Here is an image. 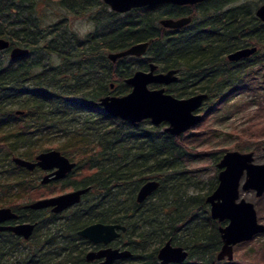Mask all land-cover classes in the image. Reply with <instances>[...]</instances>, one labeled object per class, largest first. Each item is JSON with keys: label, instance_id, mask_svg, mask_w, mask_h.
Segmentation results:
<instances>
[{"label": "trees", "instance_id": "trees-1", "mask_svg": "<svg viewBox=\"0 0 264 264\" xmlns=\"http://www.w3.org/2000/svg\"><path fill=\"white\" fill-rule=\"evenodd\" d=\"M235 1L156 5L119 15L100 0H0V39L28 50L16 60L0 51V208L11 209L21 223H36L24 244L3 237L0 264H97L85 261L89 244L77 236L93 223L126 227L115 245L132 255L113 264H160L157 252L167 241L186 250L190 260L217 264L221 240L205 199L216 178L205 196H188L185 188L192 180L182 166L212 153L193 150L196 134L171 136L164 125L123 122L104 113L98 102L128 94L124 81L152 63L162 72L178 71V82L166 91L172 96L207 94L206 115L239 93H254L264 103V87L252 84V69L264 68V23L255 17L264 0L254 7H230ZM185 15L192 22L178 32L158 24ZM78 19L91 24L84 36L72 28ZM141 42H149L141 61L126 57L112 63L107 57ZM245 47L257 48L250 61H227V54ZM53 135L64 144L52 148L76 168L66 180L42 185L40 170L29 172L13 159L33 161L49 149L38 143ZM213 156L216 162L218 155ZM149 180L160 186L137 203L136 193ZM58 185L57 194L67 188L90 191L62 215L25 207L36 196L33 191Z\"/></svg>", "mask_w": 264, "mask_h": 264}, {"label": "water", "instance_id": "water-1", "mask_svg": "<svg viewBox=\"0 0 264 264\" xmlns=\"http://www.w3.org/2000/svg\"><path fill=\"white\" fill-rule=\"evenodd\" d=\"M207 0H102L110 11L116 14H126L134 9H140L156 5L172 6H195ZM255 17L264 23V3L255 12ZM192 22L191 16L178 19L166 18L159 21L164 29H181ZM149 42L134 44L127 49L108 54V59L114 63L126 57H144ZM0 51H8L11 60L19 59L28 54V50L21 47H10L7 40L0 39ZM257 52L256 47H248L236 50L227 56L229 62H238L251 57ZM155 64H149L147 71H136L124 83L131 90L123 96H105L98 102L103 112L114 119L130 124H138L149 121L152 126L164 125V131L171 136H180L202 121L199 113L202 105L208 99L207 94H197L189 98H176L166 93L165 87L175 84L178 80L177 71L157 72ZM150 85L159 88L150 89ZM113 88V85H111ZM264 151V149H263ZM13 163L28 171L39 168L53 173L43 177L41 184L50 180L63 179L75 168V163L56 150L40 153L33 162L22 158H14ZM218 171V185L211 195L206 198L209 204V215L211 220L218 223L228 222L226 226H219L218 233L221 247L216 254V261L222 262L232 260V248L236 244L248 242L255 236L264 233V225L258 223L253 204L245 200H239V191H254L257 197L264 194V164L254 162L252 152L240 153L230 151L222 155L216 165ZM160 186L159 181L149 180L139 189L136 201L144 202ZM89 191V188L75 190L35 201L26 205L27 209L39 211L51 209V213L59 214L68 210L81 201V198ZM16 214L9 208H0V223L6 220L16 219ZM36 224L22 223L16 226L0 227V230H9L17 236L29 240ZM126 228L121 225L96 223L89 225L78 232V236L95 244L109 246ZM128 250L105 248L98 252H90L86 255L87 261L104 259L102 264H111L114 261L124 260L131 257ZM188 258V252L182 247H176L167 241L157 252V260L160 264H183Z\"/></svg>", "mask_w": 264, "mask_h": 264}, {"label": "rangeland", "instance_id": "rangeland-1", "mask_svg": "<svg viewBox=\"0 0 264 264\" xmlns=\"http://www.w3.org/2000/svg\"><path fill=\"white\" fill-rule=\"evenodd\" d=\"M245 4H248L250 7H254L259 4V0H238L233 2L230 7ZM72 25L74 31L80 36H84L92 29L91 24L87 19L75 20ZM6 57H9V52H7ZM138 59L141 61L145 59V56ZM252 71L254 74L252 83L253 86L264 87V68L254 67ZM149 88L154 89L157 87L149 86ZM168 88L165 87L166 91ZM256 101L263 106L260 107ZM200 114L203 118V122L201 121L195 127L188 130L184 133V136L187 137L191 134L198 135V138H194L190 141L193 150L202 154L212 153V155L203 156L193 159L191 162L186 161L185 163H182L183 168L190 172L189 175L192 182H190V185L187 187V184L181 187L182 189L186 187L185 189L187 195L193 197L202 195L205 196V193L209 192V190L214 187L215 178L217 181V174L219 171L216 165L220 161L222 155L226 152H252L255 164H264V131L261 130V126L264 124V103L256 94L250 92L239 93L224 105L218 106L217 109L210 115H206L205 109H202ZM63 144L64 139L62 137L59 135H53L46 139H42L38 143V146H41V148H49L48 151H50L55 150L52 146L55 147ZM214 154L218 155V160L216 162L213 161ZM41 178H43V175H40L39 181H41ZM59 187V185L56 187L50 186L46 189L44 188L33 191L31 196H36L32 199L28 198L29 200L27 203H33L41 199L58 196L72 191L71 188H67L60 190L58 192L59 194H57L55 192L59 190ZM215 188H213L211 193L215 190ZM240 198L254 205L257 220L260 224L264 225V195L260 198H256L254 192L240 190ZM206 209L209 211L208 204ZM45 232L46 230H41L40 235H44ZM183 264L200 263L192 259H187ZM217 264H264V234H259L247 243L238 246L235 249L232 263L222 261L217 262Z\"/></svg>", "mask_w": 264, "mask_h": 264}, {"label": "flooded vegetation", "instance_id": "flooded-vegetation-1", "mask_svg": "<svg viewBox=\"0 0 264 264\" xmlns=\"http://www.w3.org/2000/svg\"><path fill=\"white\" fill-rule=\"evenodd\" d=\"M199 5V4H198ZM172 6V5H171ZM195 6H197V5H195ZM195 6H181L180 8H184V7H195ZM176 7H178V6H176ZM187 16H190V15H185V16H182V17H187ZM182 17H179V18H182ZM192 18V17H191ZM172 19H178V18H172ZM191 24V23H190ZM189 24V25H190ZM188 25V26H189ZM188 26H185V27H183V28H181V29H164V28H162V29H164L165 31H168L169 33H175V32H178L179 30H182V29H184V28H186V27H188ZM245 48H248V47H245ZM229 54H227L226 55V59H227V56H228ZM253 57V55L251 56V57H249V58H246V59H242V60H240V61H238V62H229L228 60V62L230 63V64H239L240 62H244V61H250L251 60V58ZM159 70V69H158ZM177 71V70H176ZM157 72H159V71H157ZM167 72V71H166ZM179 75V73H178V71H177V76ZM178 79H179V76H178ZM177 82H178V80H177ZM176 82V83H177ZM175 83V84H176ZM171 85H174V84H171ZM171 85H169V86H171ZM128 86V85H127ZM150 86H155V85H150ZM157 88H159V86H156ZM167 88H168V86H166ZM152 88V87H151ZM155 89V88H154ZM165 91H166V89H165ZM167 93V92H166ZM202 107H203V105H202ZM202 107H201V109H200V111L202 110ZM70 161V160H69ZM70 162H72V161H70ZM75 163V162H74ZM75 165H76V163H75ZM75 168H76V166H75ZM74 168V169H75ZM35 169H38V170H40L41 171V175H43V177L45 176V175H47V174H51V173H53L54 172V170H51V171H48V172H45V171H42L41 169H39V168H35ZM34 169V170H35ZM74 169L70 172V173H68L63 179H60V180H57V181H52V180H50L48 183H46V185L47 184H49V183H51V182H55V183H58V182H61V181H64V180H66L70 175H71V173L74 171ZM42 179L43 178H41V181H42ZM41 181H39L40 182V184H41ZM42 185H45V184H42ZM217 185H218V180H217ZM217 187V186H216ZM87 188H89V187H87ZM72 189V191H70V192H73V191H75V190H79V189H85V188H77V189H75V188H71ZM140 189V188H139ZM216 189V188H215ZM241 190V189H240ZM89 191H90V188H89ZM89 191L87 192V193H89ZM139 191V190H138ZM242 191V190H241ZM248 192H254V191H248ZM69 193V192H68ZM86 193V194H87ZM138 193V192H137ZM137 193H136V195H135V199H136V196H137ZM213 193V192H212ZM211 193V194H212ZM85 194V195H86ZM210 194V195H211ZM84 195V196H85ZM254 195H255V197L256 198H260V197H257L256 196V193L254 192ZM264 195V194H263ZM262 195V196H263ZM83 196V197H84ZM54 197V196H53ZM82 197V198H83ZM50 198V197H49ZM82 198H81V200H82ZM240 200H244V199H241L240 198V191H239V200H238V202L240 201ZM246 201V200H245ZM81 202V201H80ZM246 202H248V201H246ZM250 203V202H249ZM80 204V203H79ZM207 204V203H206ZM252 204V203H251ZM77 206V205H76ZM208 206H209V204H208ZM254 206V205H253ZM75 207V206H74ZM73 208V207H72ZM72 208H70V209H72ZM70 209H68V210H70ZM68 210H65V211H63L62 213H59V214H53V213H51V209L50 208H48V209H44V210H39V211H44V212H46V213H49V214H53V215H62L64 212H66V211H68ZM254 210H255V207H254ZM255 212H256V210H255ZM15 213V212H14ZM208 213H209V211H208ZM16 214V213H15ZM16 219H12V220H6V221H4V222H1L0 223V227H10V226H16V225H18V224H22V223H29V222H20V220H19V217H18V215L16 214ZM210 216V215H209ZM258 221V220H257ZM216 222V221H215ZM217 224H218V227L219 226H226L227 224H228V222H224V223H218V222H216ZM259 223V222H258ZM31 224H36V223H31ZM93 224H96V223H93ZM102 224H105V223H102ZM90 225H92V224H90ZM114 225H121V226H124V225H122V224H119V223H116V224H114ZM263 225V224H262ZM87 226H89V225H87ZM87 226H85V227H87ZM85 227H83V228H81L80 230H78L77 231V236H78V232L79 231H81L82 229H84ZM125 227V226H124ZM126 228V227H125ZM35 230V229H34ZM126 232V231H125ZM124 232V233H125ZM33 233H34V231H33ZM33 233H32V235H33ZM118 233L120 234V236L115 240V241H113L109 246H107V247H105L103 244H101V243H99V244H95V243H92L91 241H89V240H87V239H84V238H81V237H79V238H81V239H83L84 241H86L88 244H89V247H88V249H87V251H86V253H85V255H84V259H85V261L87 262V263H93V262H96L97 264H102V262L104 261V259H99V260H93V261H87V259H86V255L88 254V253H90V252H98V251H100V250H103V249H105V248H112V249H119V250H128L126 247L124 248V247H122V246H116L115 245V243L118 241V240H120V239H122V237H123V235H124V233H122V232H120V231H118ZM264 234V233H263ZM262 234V235H263ZM32 235H31V237H32ZM6 236H10V237H12V238H15V239H17V241H18V243H20V244H24V242H27V241H29L30 240V238H29V240H25L23 237H21V236H17V235H15L14 233H12V232H10L9 230H0V241H2V239H3V237H6ZM258 236V235H257ZM2 237V238H1ZM245 243H247V242H243V243H240V244H236L235 246H233V248H232V260L231 261H227L226 259H225V261L227 262V263H232L233 262V258H234V252H235V249L238 247V246H240V245H242V244H245ZM129 251V250H128ZM219 252V251H218ZM217 252V253H218ZM127 259H129V258H127ZM127 259H124V260H127ZM188 259V258H187ZM215 259H216V257H215ZM118 261H122V260H118ZM118 261H114V262H118ZM114 262H112L111 264H113Z\"/></svg>", "mask_w": 264, "mask_h": 264}]
</instances>
